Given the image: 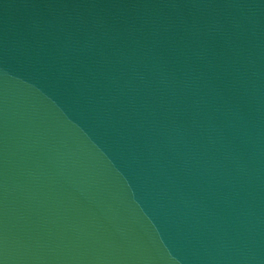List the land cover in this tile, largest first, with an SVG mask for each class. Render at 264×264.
Returning <instances> with one entry per match:
<instances>
[{
    "label": "water",
    "instance_id": "1",
    "mask_svg": "<svg viewBox=\"0 0 264 264\" xmlns=\"http://www.w3.org/2000/svg\"><path fill=\"white\" fill-rule=\"evenodd\" d=\"M0 264H264V0H0Z\"/></svg>",
    "mask_w": 264,
    "mask_h": 264
}]
</instances>
